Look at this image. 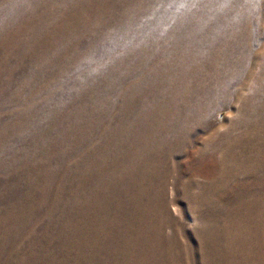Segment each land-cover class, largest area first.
Listing matches in <instances>:
<instances>
[{
	"label": "rangeland",
	"instance_id": "rangeland-1",
	"mask_svg": "<svg viewBox=\"0 0 264 264\" xmlns=\"http://www.w3.org/2000/svg\"><path fill=\"white\" fill-rule=\"evenodd\" d=\"M0 264H264V0H0Z\"/></svg>",
	"mask_w": 264,
	"mask_h": 264
}]
</instances>
